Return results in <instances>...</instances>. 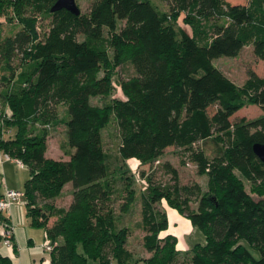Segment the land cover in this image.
I'll return each instance as SVG.
<instances>
[{
  "label": "trees",
  "instance_id": "trees-1",
  "mask_svg": "<svg viewBox=\"0 0 264 264\" xmlns=\"http://www.w3.org/2000/svg\"><path fill=\"white\" fill-rule=\"evenodd\" d=\"M55 1L0 0V19L10 9L19 25L0 42V66L11 73L0 91L2 108L9 107L1 110L0 151L29 171L27 216L48 241L59 240L50 264H264V206L245 187L264 192V162L252 149L264 143V77L248 69L238 86L212 64L250 45L264 61V0H158L167 10L157 0H91L78 15L51 12ZM180 15L188 30L178 26ZM15 56L25 64L13 79ZM126 62L134 74L121 83L124 98L92 104L91 98L110 95L113 70ZM60 105L72 149L66 160L45 156V125L57 119ZM248 105L263 113L232 119ZM111 120L124 162L155 165L174 147L210 181L207 194L197 182L180 184L169 161L162 167L170 183H152L142 173L148 183L139 195L140 223L148 257H133L126 246L130 230L114 212V198L126 191L125 210L133 191L127 184L119 190L110 175L102 132ZM208 140L218 145L210 157L196 146ZM66 183L72 184L68 207L35 205L36 198L59 197ZM162 201L201 230L205 242L178 249L177 237L165 233ZM48 216L56 218L50 228Z\"/></svg>",
  "mask_w": 264,
  "mask_h": 264
},
{
  "label": "rangeland",
  "instance_id": "rangeland-1",
  "mask_svg": "<svg viewBox=\"0 0 264 264\" xmlns=\"http://www.w3.org/2000/svg\"><path fill=\"white\" fill-rule=\"evenodd\" d=\"M233 4L241 3L243 0H228ZM77 6L80 8L81 12H86L89 8L91 0H75ZM159 9L167 10V6L165 2L156 1ZM15 15L10 12L7 15L3 16L0 20V42L8 35L13 34L19 28L18 22L16 21ZM178 26L180 28L188 27L183 22V15H180L178 18ZM47 22L43 21L39 24V32L43 34L46 30ZM20 56L13 57L11 61V68L14 71V76L21 72L24 67L25 62H23ZM213 66L220 69L231 81H233L236 85H241L247 78V70H254L259 76L264 77V61L256 58L252 52V46H244L240 53L237 56H220L212 60ZM134 74L131 64L129 62L124 63L122 66L116 67L112 73V91L107 97H94L91 98V103L94 105H104L106 102H110L111 99H122L124 95L121 90L122 81L132 77ZM11 75L6 69H3V65L0 66V91L4 87L3 77ZM5 114L9 111L8 105L4 107ZM4 108L0 104V119L1 116L4 117L1 110L4 112ZM57 119L48 125H45L48 135L46 137V151L45 156L47 158H52L54 160L63 159L66 160L69 158V152L72 150L67 145L66 131L64 120L66 118L65 107L60 105L57 108L56 112ZM263 112L256 105H248L243 107L234 115L233 120L238 119L240 117H244L246 119H253ZM103 139V148L106 153L107 163L109 165L110 175L116 181L117 188L119 190H123L125 184L129 187L130 190L133 191L132 198L129 199L127 205H125V210H122V206L127 202V193L126 191L122 194L119 193L113 202V208L115 215L117 217V222L120 226H124L123 223L128 220V228L130 230V247L133 248L135 252L139 249L140 236L144 233L141 228L140 223V200L139 195L143 189L147 186L146 178H150L152 183L155 184H167L170 183V175L165 172L163 169V163L165 161H169L173 166L178 170L179 175V183L180 184H189L193 182H197L201 191L204 194L211 192L210 181L206 175H199L197 173V168L193 162L190 161L188 155L184 153L182 150L175 149L174 147H169L165 150L164 155L160 158L161 160L159 164H149V163H141L138 160H129L124 162L118 154V145L120 142L118 130L116 127V123L114 120L103 129L102 132ZM196 146L202 147L206 155L208 157L212 156L218 150V145L215 144L212 140H208L205 142L198 143ZM214 152V153H213ZM19 159V158H18ZM20 160V159H19ZM142 173L146 175L144 179ZM246 190L252 197L254 201H263L264 200V192L258 194L256 192L251 191L250 185L245 183ZM21 191L22 190H18ZM71 191L72 184L66 183L62 189V193L59 197L53 200H43L40 198H36L35 205L42 207L45 204L52 205L55 208L60 207H68L71 201ZM264 191V190H263ZM164 203V202H163ZM167 204V203H166ZM197 203L196 200H192L191 207L196 208ZM161 208V206L159 205ZM176 210L170 206H166L165 212L168 219V227L167 233L173 232L174 228H176V223L178 224V220H174L173 211ZM177 214H180L176 210ZM186 217L184 214H182ZM173 217V218H172ZM56 218L54 216H48L46 225L50 228ZM193 229L184 232H175L177 238V243L180 246L195 244L197 242L203 244L205 242L204 233L198 228L194 227ZM127 227V226H126ZM177 231V230H176ZM58 240V239H57ZM55 240L54 243L57 244L58 241ZM189 242V244L187 243ZM176 243V245H177ZM46 244L44 241L43 246ZM0 249H3L0 243ZM45 256L49 257V250H44ZM139 253V252H138ZM137 253V254H138ZM257 255V253L254 251ZM117 264V263H114ZM135 264V263H134ZM136 264H145L144 262H137Z\"/></svg>",
  "mask_w": 264,
  "mask_h": 264
},
{
  "label": "crops",
  "instance_id": "crops-1",
  "mask_svg": "<svg viewBox=\"0 0 264 264\" xmlns=\"http://www.w3.org/2000/svg\"><path fill=\"white\" fill-rule=\"evenodd\" d=\"M160 158L159 160H161ZM14 160L13 158H5L4 153L1 152L0 194H2L5 189L22 190L23 192L24 183L29 178L28 169L19 167ZM160 206L164 211L166 206L168 207L165 201H162ZM171 211H173L172 213L174 216V218H172L178 220L179 223H176L177 227L169 234L176 236L175 232H184L193 229L186 217L182 214H177L176 210ZM0 213L3 217V219H0V243L3 248L0 249V264H50V256H45V248L43 246L44 241L47 242L45 229L32 225L30 218L27 216L25 197L23 198L22 204H12ZM4 223L10 224L12 227L11 245H6L3 242L4 237L2 232L5 229ZM123 225L128 227V220H126ZM165 233H167V230ZM131 236L132 235H129L127 238L126 246L132 251L133 257H148L151 252L147 251L142 245L144 233L139 238L140 243L137 252L130 247ZM187 243L189 244V242ZM176 246L181 251H185L190 248L191 244L187 245L185 243L184 246H179L177 243ZM137 262H144L147 264L143 260H138L134 263L136 264ZM134 263L131 262L130 264Z\"/></svg>",
  "mask_w": 264,
  "mask_h": 264
},
{
  "label": "built area",
  "instance_id": "built-area-1",
  "mask_svg": "<svg viewBox=\"0 0 264 264\" xmlns=\"http://www.w3.org/2000/svg\"><path fill=\"white\" fill-rule=\"evenodd\" d=\"M0 156H1V151H0ZM5 158L9 157L5 155ZM16 164L19 167H24L23 163L15 159L14 160ZM159 161H155V164H157ZM23 198H24V193L18 190H13V189H5L2 194H0V212L11 206L12 204H22L23 203ZM5 229L2 232V235L4 237V243L6 245H11V233H12V227L8 223H4ZM54 246V243L50 242L47 240L46 244L44 245V248L51 251Z\"/></svg>",
  "mask_w": 264,
  "mask_h": 264
},
{
  "label": "water",
  "instance_id": "water-1",
  "mask_svg": "<svg viewBox=\"0 0 264 264\" xmlns=\"http://www.w3.org/2000/svg\"><path fill=\"white\" fill-rule=\"evenodd\" d=\"M60 9H65L75 15L80 13V9L75 0H56L51 6L50 11L54 12ZM252 149L257 158L264 162V143H255ZM262 205L264 206V200L262 201Z\"/></svg>",
  "mask_w": 264,
  "mask_h": 264
}]
</instances>
